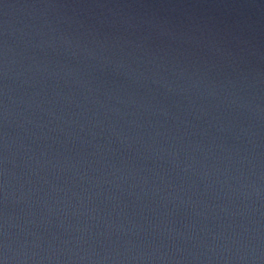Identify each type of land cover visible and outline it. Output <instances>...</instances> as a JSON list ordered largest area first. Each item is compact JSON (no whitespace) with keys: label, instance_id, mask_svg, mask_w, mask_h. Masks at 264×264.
Listing matches in <instances>:
<instances>
[{"label":"water","instance_id":"95a60500","mask_svg":"<svg viewBox=\"0 0 264 264\" xmlns=\"http://www.w3.org/2000/svg\"><path fill=\"white\" fill-rule=\"evenodd\" d=\"M0 264H264V0H0Z\"/></svg>","mask_w":264,"mask_h":264}]
</instances>
